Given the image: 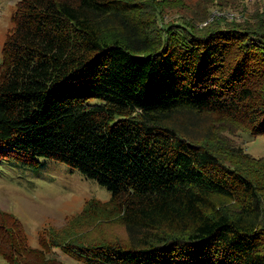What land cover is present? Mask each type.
Here are the masks:
<instances>
[{
	"label": "trees",
	"instance_id": "1",
	"mask_svg": "<svg viewBox=\"0 0 264 264\" xmlns=\"http://www.w3.org/2000/svg\"><path fill=\"white\" fill-rule=\"evenodd\" d=\"M182 4L15 3L1 47L0 157H49L110 191L82 215H113L121 235L75 239L76 215L50 236L51 247L69 238L65 251L84 264H264V154L229 137L264 133V25L208 19L203 0L164 20ZM8 214L3 259L63 264L45 241L28 246Z\"/></svg>",
	"mask_w": 264,
	"mask_h": 264
},
{
	"label": "rangeland",
	"instance_id": "2",
	"mask_svg": "<svg viewBox=\"0 0 264 264\" xmlns=\"http://www.w3.org/2000/svg\"><path fill=\"white\" fill-rule=\"evenodd\" d=\"M16 1L0 0V59L3 41L12 26ZM198 1L201 0H182V5L167 8L164 20H173L179 17V13L190 12L196 8ZM203 1L207 4L208 19L213 15H220L226 20L246 19L256 24L262 20L264 25V0ZM239 123L232 126L238 127ZM239 128H243V120ZM229 137L232 142L245 148L251 156L259 157L264 154V133L251 134L244 130H235ZM34 158L37 161L35 166L0 157V210H5L19 221L28 246L38 248L41 246L39 241H45L43 244L49 246V256L58 258L63 264H84L82 260L73 258L75 256L68 255L65 251L68 249L69 238L61 243L63 247H51L50 236L53 239L60 237L64 233L62 225L76 215L78 217L73 229L68 227L66 230V233L74 234L75 239L84 233L93 239L96 236L102 237L101 235H121L123 227L113 215V220L107 222L99 218L106 216V213L97 216L90 213L82 215L87 200H108L110 191L95 179L85 177L77 169H71L66 163L45 156L36 155ZM54 228L57 230H53ZM2 242L9 250L8 236L3 235ZM23 261L21 256L19 264ZM0 264L9 263L0 256Z\"/></svg>",
	"mask_w": 264,
	"mask_h": 264
}]
</instances>
